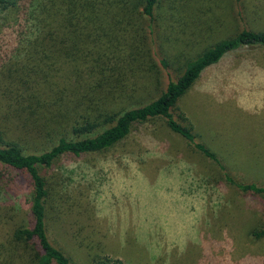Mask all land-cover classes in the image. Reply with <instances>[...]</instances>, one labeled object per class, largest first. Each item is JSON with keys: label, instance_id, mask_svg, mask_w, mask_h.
I'll list each match as a JSON object with an SVG mask.
<instances>
[{"label": "rangeland", "instance_id": "1", "mask_svg": "<svg viewBox=\"0 0 264 264\" xmlns=\"http://www.w3.org/2000/svg\"><path fill=\"white\" fill-rule=\"evenodd\" d=\"M127 24L89 57L47 63L28 59L21 47L28 39L22 36L25 16L0 13V131L15 134L7 103L22 79L33 83L30 68L44 69L41 77L60 84L66 102L82 99L97 84L93 97L108 96L110 109H129L135 100L141 106L219 41L244 29L264 32V0H159L153 19L138 13ZM173 112L180 122L179 114L187 116L190 122L183 123L194 126L198 140L220 155L232 176L264 185V49L228 54L202 74ZM25 138L20 143L32 150ZM44 175L53 190L48 235L72 264L103 258L121 264H264V239L250 236L264 224V197L229 185L164 119L135 125L107 152L64 155ZM8 186L0 190V264H26L13 237L33 227L32 189L24 176Z\"/></svg>", "mask_w": 264, "mask_h": 264}, {"label": "trees", "instance_id": "2", "mask_svg": "<svg viewBox=\"0 0 264 264\" xmlns=\"http://www.w3.org/2000/svg\"><path fill=\"white\" fill-rule=\"evenodd\" d=\"M158 3L159 0H0V13L14 11L25 16L22 36L28 39L23 40L21 47L28 49V59L39 58L49 63L65 57L70 63L77 61L78 55L79 59L82 54L89 57L92 49L109 38L115 28L122 23L128 25L127 22L138 13L153 19ZM244 48L264 49V32L244 29L219 41L189 61L183 75L177 81H171L156 100L139 106V101L134 99L136 104L120 111L110 109L108 96L93 97L97 93V84L86 90L82 99L66 102L59 97L65 93L60 84L50 81V76L41 77L44 69L30 68L35 75L33 83L22 79L14 88V101L7 103L14 112L11 117L15 121V134L10 138L7 132L0 131V164L5 166L0 171V190L8 189V185H13L15 178L21 176L28 179L32 189L33 227L20 228L13 237L16 250L26 255V264H72L48 235L47 203L53 190L44 173L64 155L81 157L107 152L127 139L135 125L150 120L164 119L169 130L218 167L229 185L244 194L264 197V185L242 182L232 176L220 155L198 140L194 126L183 123L190 122L187 116L179 114L180 122L173 112L207 69L219 64L228 54ZM105 59L102 56L100 61L104 63ZM92 73L96 77L98 71ZM105 73L106 70H102L101 75L105 76ZM43 81L44 85L39 84ZM113 91L111 88V94ZM132 101L133 98L129 99ZM83 105L86 112L80 113ZM7 119L11 120L10 116ZM25 137L32 141V150L25 149L20 143L21 139L26 140ZM250 236L254 240H263L264 224L253 229ZM95 264H121V261L103 258Z\"/></svg>", "mask_w": 264, "mask_h": 264}]
</instances>
